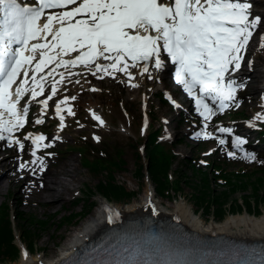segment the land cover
Returning <instances> with one entry per match:
<instances>
[{"label": "snow or ice", "instance_id": "obj_1", "mask_svg": "<svg viewBox=\"0 0 264 264\" xmlns=\"http://www.w3.org/2000/svg\"><path fill=\"white\" fill-rule=\"evenodd\" d=\"M252 7L249 0H34L32 5L0 0V141L24 150V143L15 138L28 122L29 108L21 107V101L29 94L32 101L43 96L50 77L51 94L42 101L45 112L48 101L57 95L58 85L70 76L81 75L72 69L82 67L93 76L102 73L100 79L124 73L131 81L135 78L130 68L140 67L141 75H150L149 64L162 70V53L177 66L176 83L195 102L207 129L215 114L212 105H218L221 112L233 103L238 106L236 95L245 84L232 76L240 71L258 27L264 26V18L254 16ZM260 47L264 49V37ZM61 68L64 71L58 72ZM45 69L48 71L41 75ZM168 99L175 104L171 96ZM68 105L69 98L55 105L62 127L63 113L75 114ZM92 115L103 125L98 115ZM256 119L264 121V115ZM35 123L43 124L44 120L38 118ZM219 131L231 134L232 129L221 127ZM199 136L212 138L206 131ZM24 139L37 151L51 146L44 143L47 138L43 135L29 134ZM219 142L226 143L224 139ZM246 143L239 136L235 139L241 151ZM37 151L31 153L35 158L32 164L42 168L44 161ZM229 156L235 154L230 152ZM244 157L256 159L254 153L246 151Z\"/></svg>", "mask_w": 264, "mask_h": 264}, {"label": "rangeland", "instance_id": "obj_2", "mask_svg": "<svg viewBox=\"0 0 264 264\" xmlns=\"http://www.w3.org/2000/svg\"><path fill=\"white\" fill-rule=\"evenodd\" d=\"M263 57L264 51L259 50L253 55L252 59L260 60ZM103 80L107 83H105L102 88V92L99 91L101 83L97 82V80H95L94 83H84L79 81V83L73 82V84L69 85V90H72V96L76 98L74 100L79 101V107L73 111L75 113L74 115H68L66 111L63 113V127L61 126L60 119L55 112V105L58 104L59 101H49V107L46 112L39 103L33 106L34 108L31 113L30 124L20 138L24 145L29 144L30 147H33L30 140L24 139L25 136L29 134L45 136L47 139L44 143L51 145L50 147H47V164L57 168L75 157L80 179L77 188L73 190L65 202H56L53 204V208H49V202L44 199L42 200L38 196V191L43 190H39V187L36 184L37 178L33 181H29V183L27 182L24 186L26 187V190H24V196L22 198H20L18 193L19 190L24 188L23 184H25V181L19 183L15 187H11L13 185H10L9 187L5 185L4 189L1 187L0 210L4 203L10 202L12 211H23L30 218L34 217L35 219L46 220L49 222L46 227H32V230L35 233L33 237L36 247L34 254H40L44 256L45 259L55 256L60 249L59 247L64 244L63 242L73 230L74 225L72 221L76 220L75 218H80L81 215L86 213L90 193L97 190L100 179L107 176V173L102 177L91 171L88 167L85 168L82 162L84 156L79 153L76 146L85 144L96 146V144L100 145L104 142L110 141L118 149H122L123 159L126 161V165L120 172L115 174L114 181L120 185H124L129 192L139 196L146 185L145 180L138 177L140 165H142L143 162H146L145 159H142L140 146L145 142L146 137H144V135H149L153 132L154 127L163 128L162 142H166L167 147L173 148V152L176 155L177 160L172 169L173 179H180L183 181L182 190H180L177 195L172 194V198L167 199L160 197L166 205H174V203L182 201L191 206L195 213L206 221H219L227 214L235 215L236 213H249L254 216H259L264 213V199L261 198L264 194L257 195L256 193L258 192L251 187L246 190L233 192L225 186L224 188L220 187V184L216 182V190H220L221 193H224L225 191L226 193L224 198V202H226L224 210L226 211L224 212L225 214L223 218L218 215L215 216V214H212L211 212L209 214L200 212L198 206L193 200V195L195 194L194 186L200 184L194 165L207 167L208 163L211 162L221 164L224 162L222 165L230 168L232 171H240L241 169L246 168L250 170L257 169V165L252 166L257 163L264 165V160L261 159L264 156V147L259 143L262 142V138L258 135V130L264 128V121L256 119L258 115H264V94L260 95L261 98L259 101H255L252 98L245 99L243 98L244 96H239L238 98L240 101L237 102L238 106H236L235 103L232 111L222 116L220 122L215 123V130L225 127L232 129L231 133H233V131L242 134L247 133L242 139H246L248 143L242 145L243 151H241L237 148H233V140L231 141L233 137H227L229 140V143L227 142L228 145H221L219 141L216 143L204 144L202 143L203 141L200 136L197 138L198 134L196 133V136H193L192 138L188 136V140L185 139L182 143L175 142L177 140V135L170 140V137L168 136L169 129L174 131L178 128L179 130L177 131V134L180 136L177 138H180L178 141H181V138L185 137L182 132H187L199 125L200 127H204V124L196 123L192 118L193 120L187 122L185 125V120H183V117L185 118V116H181L178 111L180 108L178 109V107H176L175 112H172L171 104L168 105L165 102H162L161 98L157 96L156 92L163 89L164 84L161 85L155 83L149 87L141 85L143 93L141 98L139 97V102L136 103L128 91H123L119 79L116 80L112 78L115 87L109 86L107 78H103ZM124 84L126 85H124V87H129L128 89L139 88L132 87L129 81H125ZM93 88L97 89L96 92L99 91L98 95L93 96L92 94L87 93L88 91H92ZM48 89L49 93L47 96L37 99V102L48 98L51 94L50 85L47 87V90ZM79 89L85 91L83 96L77 95V92H75ZM27 98L29 101L31 97L28 96ZM146 98L150 99V102L145 101ZM245 100L247 101L246 105L242 108V103ZM88 102H94V104L99 106L98 112L101 114L102 120L104 121L103 125L91 115ZM183 106H185V104ZM145 108L149 110L148 115L145 114ZM188 115L194 117V114L190 113ZM147 116L149 118L150 127L148 132L144 133L143 124L144 119ZM175 117L177 119L175 123H167L168 119ZM38 118L43 119L44 123L36 124L35 121ZM155 118H159V121H156ZM249 124H254L255 127H249ZM36 126H40L39 130H37ZM96 138L99 139L97 140ZM6 144L8 145L7 141H0V153L3 155V158L0 160V186L5 180L8 181L7 176H2L6 175L13 167L12 164L5 168L1 166L2 163H6L8 160V154L5 151ZM14 145L15 144L11 145L10 149H16L19 153L23 154L21 157H24L25 160H22L21 164H24L29 158H31V154H25L24 150L20 151L17 145L12 147ZM245 151L254 153L256 159H246L244 157ZM230 152L234 153L236 158L229 156ZM17 156L19 157V154ZM228 162H230V165ZM207 169L210 170L209 166ZM33 172L34 169L30 170L29 173L20 172L19 176L26 178ZM34 176L37 177V175ZM261 189L264 191L263 188ZM88 191L90 192L89 194H87ZM100 198H103V196H96V202L97 200L99 201ZM247 199L251 201L249 208H246L244 205ZM236 202L243 204L242 210L236 209ZM231 205L233 206L230 208ZM235 209L239 212L237 211L234 213L233 210ZM70 215L73 216L67 219L66 217ZM20 222L22 227L29 226V223L24 219ZM19 230L20 226H17V231ZM10 262L11 261L4 260L3 264H9Z\"/></svg>", "mask_w": 264, "mask_h": 264}, {"label": "bare ground", "instance_id": "obj_3", "mask_svg": "<svg viewBox=\"0 0 264 264\" xmlns=\"http://www.w3.org/2000/svg\"><path fill=\"white\" fill-rule=\"evenodd\" d=\"M249 2L253 5L251 9L253 15H259L264 18V0H249ZM259 34L260 29L258 27L257 32L252 37L247 52L245 53L244 63L240 71L235 72L232 76L233 79L245 84V89L243 91L244 98H252L255 101H259L261 98L260 95L264 94V57L260 60L252 59L253 55L256 53V50L259 49ZM262 50L264 51V49ZM69 58L71 57H65V59ZM99 62L107 63L103 60ZM53 66L54 65H50L49 67ZM151 68H153V70L150 72V75H141L140 67L130 68L129 71L135 78L131 81L124 73H116L115 78L105 75L104 78H107L110 87H115L112 78L116 80L119 79L121 81L120 86H122L123 91H128L130 96L134 98V102L138 103L139 97L141 98L143 93L141 85L149 87L154 85L157 80H162L163 74L160 75V73L156 72V69L152 64ZM47 71L48 69H45V72L41 73V75L46 74ZM57 71L62 72L64 69L61 68ZM71 71L80 72L81 75L70 76L65 80L63 85H58L57 95L51 100L60 101L65 98H69L68 106H70L74 111L77 107H79V101L71 99V97L74 96H72V90H69V85L73 84V82H76L77 80L84 83H94V81L97 80V82L101 83V88L99 91L102 92V88L107 82L98 78L99 76L103 75L102 73H98L96 76H93L91 72L82 67L72 69ZM67 75L68 74L66 73V76ZM108 77H110V79ZM54 78L58 80L59 76L54 74ZM52 79L53 78L50 77L49 81L45 82V87L48 85L51 86ZM125 81H129L131 84H137L139 88L128 89L129 87H124ZM75 92H77V95L80 96H83L85 93L84 90L82 91L80 89L76 90ZM98 92L88 91L87 93L94 96L98 95ZM169 95L176 104L180 103L178 97H176L173 92H170ZM145 101L150 102V99L146 98ZM32 102L34 101H31L30 105L33 104ZM246 102L247 101L245 100L242 108L246 105ZM88 105L91 114L95 113L101 118L98 112L99 106L94 104V102H88ZM144 110L145 113L148 114L149 111L146 110V108ZM167 123L171 124L172 121L168 119ZM144 125L145 130H147L149 127L147 118H145ZM215 134L220 139H226V137L229 135V133H221L220 131H216ZM25 148L27 149L25 151L29 154H31L32 151H37L35 146L29 148L27 145ZM5 151L8 154V160L6 163H2L1 166L5 168L6 166L12 164L13 167L7 172L6 176L8 177V181H3L4 183H2L0 186V191L2 188L4 189L5 185L8 187L13 185L11 187H15L23 181H25V184H23L24 187L27 182L29 183V181H33L35 178H37L36 184L39 187V190H43L38 191V196L42 200L44 199L45 201L49 202V208H53V204L56 202L64 203L73 190L77 188V184L80 182L75 157L69 162L63 163V165L60 167L54 168L53 166H50V164H47V148L41 147L37 151V155L43 159V167L41 168L38 163L32 164V160L35 159L32 156L33 158L29 159V161L25 164L26 167L21 169L19 165L21 162V157L17 156L18 153L14 152V150H11L8 147H5ZM20 155L22 154L20 153ZM2 158L3 155L0 153V160ZM31 169H34V172L29 174V176L26 178L19 176L20 172L28 173ZM34 175H37V177ZM2 177H4V175ZM145 182L146 185L141 195L136 196V198L133 197V199H130L127 202H109L105 198H100L99 201L97 200L98 203L96 202L90 213L74 225L72 232L63 242L64 244L59 247L60 249L55 254V256L45 259V257L40 254L31 255L27 253V251L24 249V246L19 242L23 248L21 256L9 264H48V262H60L61 260L67 258L68 255L74 253L79 247H83L85 244L89 243L91 238L99 237L102 233L111 230V228H121L127 223L133 222L134 220L141 222L148 221L150 223L169 221L170 223H175L176 225L181 226L190 232L192 231L193 233L202 237L206 236L209 238H215V236H223L233 239H241L248 242L264 241V213L260 214L259 216H254L249 213H236L235 215L227 214L219 221H206L197 215L192 207L187 203L179 201L174 203V205H166L163 200L155 193L150 180L145 179ZM24 190H26V187L19 190L18 194L20 198L24 196ZM131 225L133 226V224ZM25 253L27 255H25Z\"/></svg>", "mask_w": 264, "mask_h": 264}, {"label": "trees", "instance_id": "obj_4", "mask_svg": "<svg viewBox=\"0 0 264 264\" xmlns=\"http://www.w3.org/2000/svg\"><path fill=\"white\" fill-rule=\"evenodd\" d=\"M157 134V132L153 133L147 144V158L150 159L148 169L149 177L155 186L156 192L161 196L166 197L171 193L177 195L179 191L182 190L183 181L180 179L175 182L171 180L170 174L175 165V158L170 150L158 143ZM97 150V154L94 156L92 155V158L90 157V159L87 160L91 171L94 173L99 174L102 177L107 173V176L100 179L98 183L97 194L103 195L109 200L117 202L131 199L135 194L129 192L124 185H120L114 181L115 174L120 172L126 165V161L123 159V151L112 147L110 143L104 144V149ZM197 171L200 184L194 186V203H196L200 212L206 214L211 212L212 214H215V216L218 215L223 218L225 214L224 212L226 211L224 210L226 203L224 202L226 195L225 191L224 193H221L220 190H216V176L215 178H212V174L203 169ZM143 175V165H140L138 176L142 178ZM219 179L226 180L225 187L230 191L238 192L251 187L258 192L256 193L257 195L264 194V191L261 189H264L263 170L246 173L224 170L222 177ZM95 195L96 192L93 191L90 198L93 199ZM261 198L264 199V196H261ZM244 205L246 208H249L251 201L247 199ZM92 206H94V204L93 202H90V209L88 212L91 211L93 208ZM232 206L233 205H231L230 208ZM236 209L242 210L243 204L240 202L237 203ZM236 209L233 210L234 213L238 211H236ZM0 211V262H4V260L16 259L18 257L19 248L15 244L13 222L11 221L12 212L10 211L9 204H6ZM86 214L88 213L81 215L80 218H75L76 220L72 221L73 225L80 221ZM68 218L70 217H67V219ZM23 219L29 223V226H21L22 224L20 221ZM17 220L19 221L21 238L31 250L34 249L35 244L33 237L35 233L33 232L32 227H46L49 222L34 218L28 219L22 212L17 215Z\"/></svg>", "mask_w": 264, "mask_h": 264}, {"label": "water", "instance_id": "obj_5", "mask_svg": "<svg viewBox=\"0 0 264 264\" xmlns=\"http://www.w3.org/2000/svg\"><path fill=\"white\" fill-rule=\"evenodd\" d=\"M146 167L148 168V165Z\"/></svg>", "mask_w": 264, "mask_h": 264}]
</instances>
